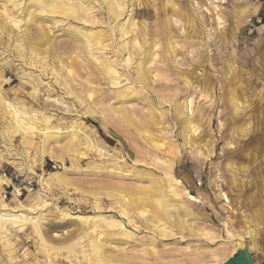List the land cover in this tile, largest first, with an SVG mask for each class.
I'll return each mask as SVG.
<instances>
[{
	"label": "rangeland",
	"instance_id": "obj_1",
	"mask_svg": "<svg viewBox=\"0 0 264 264\" xmlns=\"http://www.w3.org/2000/svg\"><path fill=\"white\" fill-rule=\"evenodd\" d=\"M43 1L0 0V264H264V0Z\"/></svg>",
	"mask_w": 264,
	"mask_h": 264
},
{
	"label": "bare ground",
	"instance_id": "obj_2",
	"mask_svg": "<svg viewBox=\"0 0 264 264\" xmlns=\"http://www.w3.org/2000/svg\"><path fill=\"white\" fill-rule=\"evenodd\" d=\"M9 1H13V0H9ZM119 1V0H118ZM117 0H110V3H111V7H112V5H115V7L114 8H116V6L117 7H119L120 5H119V2H118ZM36 3L38 4V6L43 10V9H45L46 7H45V5H44V1L43 0H36ZM108 4V3H107ZM50 5H51V7L52 8H57V7H59L64 13H70V14H75L76 12L78 13V10H76L77 9V7L75 8L73 5L72 6H69L68 4L66 5L65 3H63V1L62 2H60L59 0H51V3H50ZM46 6H47V4H46ZM51 8V9H52ZM46 10V9H45ZM44 11V10H43ZM80 11V10H79ZM125 29V28H124ZM141 64V63H140ZM138 66V65H137ZM15 114V113H14ZM14 117V116H13ZM17 121H19V120H17ZM21 122H22V120H20ZM20 122V123H21ZM19 124V123H18ZM19 125H21V124H19ZM29 125H30V123H29ZM23 126V125H22ZM17 127V126H16ZM27 128V127H26ZM20 129V128H19ZM29 129H31V128H29ZM28 129V130H29ZM27 130V129H26ZM178 183V182H177ZM172 187V186H171ZM159 188H157V190H158ZM161 191V190H160ZM172 191V190H171ZM162 192V191H161ZM158 197H159V199L162 201V200H164V195L162 194V193H159V195H158ZM191 199H195V198H193L192 196L190 197ZM158 199V200H159ZM157 200V201H158ZM160 201V202H161ZM159 202V201H158ZM165 203V202H164ZM78 217V216H77ZM81 218V217H80ZM97 237V236H96ZM243 237H238V238H236V240H237V243L238 244H241L242 242H243ZM101 245H102V243H101ZM101 245L100 244H98V243H94L93 242V247H94V249L95 250H99L98 252H100V250H102L101 249ZM101 253H103L104 254V252H102L101 251ZM99 254V260L100 261H103L104 260V258H105V255H103V254ZM94 254V253H93ZM90 258V257H89ZM103 259V260H102ZM99 261V262H100Z\"/></svg>",
	"mask_w": 264,
	"mask_h": 264
},
{
	"label": "water",
	"instance_id": "obj_3",
	"mask_svg": "<svg viewBox=\"0 0 264 264\" xmlns=\"http://www.w3.org/2000/svg\"><path fill=\"white\" fill-rule=\"evenodd\" d=\"M222 264H253L252 253L244 239L241 244L237 243L235 250Z\"/></svg>",
	"mask_w": 264,
	"mask_h": 264
}]
</instances>
